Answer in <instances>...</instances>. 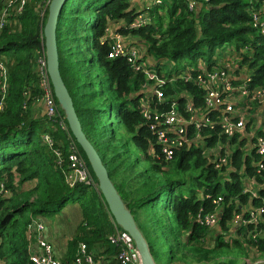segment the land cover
I'll list each match as a JSON object with an SVG mask.
<instances>
[{
  "label": "trees",
  "instance_id": "16d2710c",
  "mask_svg": "<svg viewBox=\"0 0 264 264\" xmlns=\"http://www.w3.org/2000/svg\"><path fill=\"white\" fill-rule=\"evenodd\" d=\"M8 1L0 0V11ZM262 1L150 0V23L132 29H127L126 24L136 15L133 0H66L59 13L56 40L62 78L72 96L83 130L132 212L156 263L157 258L160 262L166 255L164 248L156 247L159 240L173 241L168 246L166 263L177 257V250H181L186 259H190L189 254L191 258L206 260L217 246H232L245 255L251 253V248L264 254V236L247 237L246 231L253 224L236 228L242 232L243 239L233 237L226 242L219 234L215 244L204 248L202 242L212 228L201 219L204 214L214 212L216 201L213 199L219 194L224 209L216 226L221 230L227 228L226 220L232 216V211L241 210L239 205L248 201L253 205L261 204L264 185L258 186L253 196L242 190V176L244 173L253 175L254 180L261 183L264 182V170L258 172L253 165L259 157L254 149L244 156L242 149L236 148L228 162L233 168L227 173L216 168L199 147H181L171 160H166L154 144L148 127L139 125L138 100L131 93L138 80L133 77L125 57L107 56L109 41L101 39L120 19L125 24L117 30L130 32L138 43L146 42L148 51L157 59L175 61L173 72L184 64L195 65L199 57L210 69L226 46L233 47V52L241 55L239 49L248 45L252 51L241 56L242 62L252 69L248 81V86L252 87L264 83V33L253 25L250 14V6L258 7ZM48 2L24 0L20 11L12 10L0 29V61L7 73L3 98L0 73V182L6 189V192L0 191V257L5 264H34L28 248L29 215L49 216L68 200L83 195L89 205L83 204L84 218L60 260L63 264H75L79 244L85 243L89 250L95 252V264H131L119 260L121 247L108 237L113 230L111 220L114 219L99 188L83 183L69 186L65 182V132L45 113L40 116L32 114L34 105L43 94L37 83L35 64L36 52L43 46L42 26ZM205 49L210 53L209 58L201 54ZM180 60H183L182 65L177 64ZM192 73L196 75L198 70ZM182 90L193 94L195 106L203 105L204 88L192 79H177L175 87L164 86L165 94H178L179 106L184 111L185 100L179 96ZM56 103L64 117L57 100ZM163 103V109L171 105L169 100ZM111 112L114 114L109 117ZM219 131L218 124L201 126V133L210 134L209 143L218 138L225 139L226 135H219ZM47 132L54 140L53 145L61 150V163L56 161L53 146L50 147L44 138ZM126 136L134 144L135 151H143L142 156L132 153L129 145L125 150ZM76 144L98 184L84 151ZM119 144L124 147L121 150L120 146V152L117 151ZM148 147L156 152V156L148 152ZM115 149L114 155L112 151ZM108 151L112 152L109 157L106 156ZM221 168L225 169V166L221 165ZM187 174L194 186L186 193ZM30 180H35V184L26 187ZM93 207L98 208L99 214H93ZM263 224L260 221L253 229L263 231ZM174 227L184 229V236L170 238ZM97 249L103 254L96 253ZM179 257L184 259L182 255Z\"/></svg>",
  "mask_w": 264,
  "mask_h": 264
},
{
  "label": "built area",
  "instance_id": "2783aa9c",
  "mask_svg": "<svg viewBox=\"0 0 264 264\" xmlns=\"http://www.w3.org/2000/svg\"><path fill=\"white\" fill-rule=\"evenodd\" d=\"M136 1V0H133ZM24 0H9L0 11V29L8 21L12 10L20 11ZM192 6V2L189 4ZM17 6V7H16ZM136 15L132 21L126 24L127 29L139 28L150 23L149 14L150 0H139L134 4ZM251 22L254 26L264 33V1L256 6H250ZM122 20H117L113 26L108 29L101 41H109V58L123 56L132 69L133 77L138 80L137 86L131 91L133 96H137L138 108L141 116L139 125L148 127L154 137L156 144L166 160H171L175 151L181 147H199L202 149L209 161L213 162L220 171L228 172L233 166L229 164L231 153L236 149H242L243 155L249 154L254 149L259 155L254 161L256 171L264 170V83L248 86V81L252 75V69L242 62V54L252 51V47L245 45L238 51L241 55L233 52V47L226 46L222 51L221 57L207 69L206 63L202 57H199L195 65L184 64L178 71L173 72V64L169 63V58H162V62L167 63L164 68L162 62L156 60L152 52L148 51L146 42L138 43V39L130 32L121 33L117 29L123 27ZM114 27V28H113ZM127 34L128 40L122 35ZM133 37H131V36ZM135 38V39H134ZM220 51V50H217ZM198 70L194 75L192 71ZM35 71L37 74L38 86L42 89V97L38 101L45 102V114L55 121L56 124L66 134L67 145V169L64 172L65 182L69 186L76 183H83L91 188H97L98 184L93 179L83 154L78 148L74 138L69 133L65 116L60 115L53 88L46 68V59L44 46L36 52ZM1 73V98L6 94V68L0 61ZM141 76V77H140ZM140 77V78H138ZM177 79H192L204 88V103L202 106H195L193 94L190 91L182 90L179 96L185 101L183 109L179 106L177 93L165 94L164 86L175 87ZM169 100L171 105L167 109L162 108L163 102ZM215 124L220 126L219 135L225 134V139L218 138L214 143H209L207 132L201 133V126L213 127ZM190 127L192 131L190 130ZM235 137V139H232ZM44 138L52 147L56 161L61 163L63 155L58 147H55L54 140L47 132ZM150 154L156 156L152 148H147ZM225 166V169L221 168ZM236 169V168H234ZM264 185V182H256L254 176H242V190L252 194L257 193V188ZM0 191L6 192L3 182H0ZM215 210L212 213H206L201 219L213 229H216V223L219 219V213L223 211V199L219 194L216 199ZM239 212L232 211V216L226 220L227 228L222 231L221 237L224 241H231L233 237L243 239L242 232L236 229L239 226L253 224L251 229L246 231L247 237L264 236L263 231L253 229L260 221L264 222V197L261 198V204L253 205L250 201L239 205ZM27 222V234L30 242V258L34 264H63L53 251V245L42 236L44 223L40 216L29 215ZM200 219V220H201ZM113 230L108 235L109 239L119 245L121 249L118 252L119 260L130 262L131 264H140V256L133 239L127 231L118 227L115 221H112ZM236 227V228H234ZM232 228L235 231H232ZM212 231V230H211ZM210 231V232H211ZM262 232V235H260ZM210 234V233H209ZM208 234V235H209ZM215 236V235H214ZM255 257L246 260L245 264H264V255L256 251ZM94 254L88 249L85 243L79 244V253L75 264H95ZM0 264H5V260L0 257Z\"/></svg>",
  "mask_w": 264,
  "mask_h": 264
},
{
  "label": "water",
  "instance_id": "95a60500",
  "mask_svg": "<svg viewBox=\"0 0 264 264\" xmlns=\"http://www.w3.org/2000/svg\"><path fill=\"white\" fill-rule=\"evenodd\" d=\"M66 0H49L47 14L42 26L46 68L54 96L64 112L67 125L76 142L80 145L98 181V188L115 223L128 232L140 256V264H156L149 244L137 222L125 205L120 193L111 180L107 167L99 152L82 128L73 104L72 96L62 78L59 67V53L56 40V27L59 13ZM220 215V213H219Z\"/></svg>",
  "mask_w": 264,
  "mask_h": 264
},
{
  "label": "rangeland",
  "instance_id": "374dc122",
  "mask_svg": "<svg viewBox=\"0 0 264 264\" xmlns=\"http://www.w3.org/2000/svg\"><path fill=\"white\" fill-rule=\"evenodd\" d=\"M41 14H42V12H41ZM122 36L126 40H128V38H130V37H128L127 34H124ZM217 52H219V51H217ZM201 54L204 56V58H209L210 57V53L208 51H206V49ZM153 57L156 60L162 62V59H157L155 57V55ZM182 62H183V60H180L179 62H177V64L182 65ZM169 63L170 64H175L176 62L172 61V60H169ZM162 65H163L164 68L167 67V63L162 62ZM75 94H76V92H75ZM105 94H107V92H105ZM44 110H46L45 102L44 101H38L34 105V108L32 110V114L36 115V116H40V115L44 114ZM113 114H114V112H111L109 117H112ZM123 137L125 138V135H123ZM125 140H127V142L124 145L125 150L128 147V145H129L130 151L132 153H137L140 156L143 155V151L142 150H138L137 149V151H135L136 149L134 147V144L131 143L132 141L130 140L129 136L128 137L126 136ZM122 142L123 141H121V143ZM120 146H121V144H119V146H118V149H117L118 152H120ZM124 147L121 146V150H123ZM112 152H114V155H115L116 149H115V151H112ZM112 152L108 151L106 156L109 157V155L112 154ZM185 182H186V185H187V188L185 189L186 193H187L194 186V185H192V182H191L190 177H189L188 174L185 176ZM214 228L215 227H213V229ZM213 229L210 232V234L207 235L205 237L204 241L202 242V245L204 246V248L207 247V245H210V244L212 245V244L216 243V241H214L215 238H213L214 237ZM184 234H185V230L184 229L179 230L176 227H174L172 229L171 234H170V238H173L174 236H176L178 238H181V236H184ZM212 238H213V241H212ZM220 238L223 240L222 237H220ZM171 242H173V241L169 240V241L164 242V240H162L160 242V240H159V242H157V245H156L157 249L164 248L165 251H166V255L163 257V259H161L160 262H159V258H157L156 259L157 260L156 264H244L245 253L242 250L236 249V248H234L232 246H230L229 248L228 247L219 248V246L215 247L206 260L194 259L193 257L191 258V255H189V254L187 256L190 257V259H186L184 253L181 250H177V255L175 254V252H173L177 257L174 258L173 261H171L170 263H166V258L168 256V253H167L168 252V246H169V244ZM29 245L30 244H28V248H29ZM171 245H173V244H171ZM184 250H186V249H184ZM180 255H182L184 259L180 258L179 257Z\"/></svg>",
  "mask_w": 264,
  "mask_h": 264
},
{
  "label": "crops",
  "instance_id": "0c3cea01",
  "mask_svg": "<svg viewBox=\"0 0 264 264\" xmlns=\"http://www.w3.org/2000/svg\"><path fill=\"white\" fill-rule=\"evenodd\" d=\"M138 1L139 0L133 2L135 4ZM34 184H35V180H30L27 182L26 187H31ZM85 203L89 205L87 198H85V196L82 195V197H79L78 199L68 200L57 212L50 214L49 216L46 217L40 216L41 221L44 223V228L41 232L42 236L51 242V244L53 245L54 254L59 258H62L65 255L69 240L78 232L79 225L84 218L83 204ZM96 213L99 214L98 208L93 207V214ZM102 218L104 217L102 216ZM223 230L225 229L221 230L216 226L214 232L215 236L214 237L212 236L213 238H215L214 241L217 239L216 238L217 235L220 234L221 236ZM232 231H235V229L232 228ZM260 235H262V232ZM30 243L34 244V241L30 242V239H28V244ZM250 250L251 253L249 255H245L244 263H246V260H251L250 258H254L256 255L255 252H253L252 248ZM97 252L103 254L101 253L100 249H97L96 253ZM260 255H264V254L261 253Z\"/></svg>",
  "mask_w": 264,
  "mask_h": 264
}]
</instances>
